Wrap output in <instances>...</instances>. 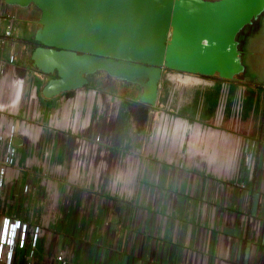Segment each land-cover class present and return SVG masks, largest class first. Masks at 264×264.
<instances>
[{"label":"crops","instance_id":"crops-1","mask_svg":"<svg viewBox=\"0 0 264 264\" xmlns=\"http://www.w3.org/2000/svg\"><path fill=\"white\" fill-rule=\"evenodd\" d=\"M0 9L8 11L1 3ZM9 49V44L4 47L2 60L11 54L18 58L19 53ZM26 77L12 66L0 76L1 114L18 122L17 135L25 131L22 119L31 118L29 104L22 106L31 99L30 94L25 97L31 88ZM28 82L30 86L33 81ZM205 83L210 86L184 92L182 100L177 93V111L167 112V119L160 113L142 144L121 152L119 145L108 148L110 152L98 145L111 127L109 100L90 87L50 99L41 94L42 117L50 112L53 123L56 111L70 136L64 135L56 150L27 148L17 136V166L9 183L19 189L29 174L21 170H45L48 181L56 176L94 190L97 171L104 170L109 191L103 201L114 208L117 222L110 227L97 223L102 214L96 199L81 194L71 199L74 221L63 231L88 234L90 243L85 245L88 254L79 250L76 264H264V92L260 87L246 100L226 98L220 103L217 88ZM117 152L125 155L124 163L111 162ZM134 154L139 163L130 161ZM99 155L109 156V161L99 165ZM87 223L89 229L84 230ZM53 231L42 229L35 264H60L49 255ZM99 241H104L103 250L96 246ZM63 246L57 249L63 251ZM99 250L104 257H97Z\"/></svg>","mask_w":264,"mask_h":264},{"label":"water","instance_id":"water-1","mask_svg":"<svg viewBox=\"0 0 264 264\" xmlns=\"http://www.w3.org/2000/svg\"><path fill=\"white\" fill-rule=\"evenodd\" d=\"M38 14L30 59L41 94L82 89L95 74L140 89L153 106L161 67L240 83L251 78L245 46L260 30L264 0H1ZM146 121L148 110H139Z\"/></svg>","mask_w":264,"mask_h":264},{"label":"rangeland","instance_id":"rangeland-1","mask_svg":"<svg viewBox=\"0 0 264 264\" xmlns=\"http://www.w3.org/2000/svg\"><path fill=\"white\" fill-rule=\"evenodd\" d=\"M0 3L2 4L1 0ZM8 12L14 14V16L16 17L17 21H16L15 34L17 40L19 41L17 47L15 48V50L19 53L17 54L18 58L16 59L12 67L24 70V73L27 74L26 86L28 88L31 87L29 89L30 92L29 93L26 92L25 95L26 97L27 94H30L31 99L29 101L25 99L22 105L23 108H25L26 106L28 107L29 104V107H31V114H30L31 118L28 117L30 119H28L27 121L22 119V125H23L22 127L23 130L25 131H22L17 136L18 138H21L25 141V145L27 146V148H34L41 150V148L46 149L48 147L49 150H56L57 148L60 147V142L62 137L64 135L70 136L71 132L63 128L62 126L63 121L61 122L59 121V119L57 118L56 111L52 113L53 123L50 122V112H48V115H45L44 117H42L41 115V109L43 108L41 101V90L44 87L45 82L38 79L37 75L39 74V72L33 66V63L30 59V51L34 49L32 48V44L35 39L37 28H39V24L37 23L39 16L37 13L34 12H31L30 14H26L22 11H11L9 9ZM245 50H246L245 62L248 66V70L249 73L251 74V78H245L241 82V84L239 83L234 84V83H229L227 81H223L222 85L217 84L216 80L213 81L206 79L212 85H214L215 88H217L216 97H223V99L234 98V100L241 98L246 100L248 97L252 96L251 94L255 93V89L257 90L260 89L261 85L264 82V19L262 21L259 32L250 40H248L245 46ZM8 51L12 52L13 49L10 47ZM177 77L178 76H175V78ZM30 79L33 82L29 86L28 81ZM189 79H190L189 81H192L196 78L189 77ZM172 84L176 88L178 87L181 89L182 87L185 86V84H179V83L178 86H176L175 85L176 83L174 84V82L170 79V75L167 74L162 75L160 79L161 90L158 96V99L161 102L158 103L159 108L153 110L152 113L150 114L151 118H150L149 131L152 129V123H154V120L157 117H159L160 113L161 114L163 113L162 115L164 117L162 118L167 119L169 118V116H171V114L167 112L170 111L173 115V112L177 111L175 110V106H174V102H178L177 91L175 88L172 87L173 86ZM103 86L104 85L100 83V81H96L95 79H89L88 84L83 88L90 87L91 91L93 90L95 91L96 94L103 96V99L105 101L109 100L111 110L115 99H117L118 102L124 101V95L128 93H129L128 95H130V92H127L125 89H119L116 86H112L110 88L106 87L107 89L104 90L105 88H103ZM182 96H184V93L180 94L179 96L181 100H182ZM110 97H114V99L110 100ZM23 108H21L20 112H23L24 110ZM33 112L34 115L32 116ZM7 118H13V117L12 115L9 116L7 115ZM16 119L18 120V117ZM12 121L16 127L17 126L16 123L18 122H16L15 120ZM2 124L3 123L0 121V132L2 131V127H3ZM108 131H109L108 129H105V134H103V137H101L103 143L101 142L98 145L101 144V146H103V150L107 149L105 151L110 152L108 151V148L117 147L118 144L115 142L113 143L112 140H109ZM97 132L99 133V130ZM109 141L112 143H110ZM118 151L119 152L123 151L122 145H119ZM137 156H138L137 154L132 155V159L129 158L130 161L134 163H139V160H137ZM107 158H105V156L99 155L97 158V163L99 165H103L104 161L106 163L109 161ZM125 159L126 157L123 153L120 154L117 152V155L115 154L112 157L111 162L122 164L126 161ZM19 168L23 169V167H19ZM41 171L39 170L37 172L35 170V171L26 172L21 170L22 173H26V174L29 173L27 174L28 175L27 184H29L30 191L26 195L23 193V189L26 185L25 184L22 185L21 188H19L21 192L20 196H15L18 195L19 189L17 186L10 185L9 183L7 186L8 200L12 205L14 213H16L18 216H24L28 221L36 222L37 224H40L43 231L46 229L48 230V232H50L51 229L54 230L53 232H51L52 234L50 235V242H49L50 244L49 255L53 263L56 260V258L62 253L65 262H67L68 264H76L75 261H77L78 258H80L79 250H83L86 254H88L89 246H85V245H89L90 243L88 241V237H89L88 234L83 235L82 233H80V235L74 236V234H70V232L66 234V231L65 232L63 231L68 226H71L72 222L74 221L73 218L70 217L71 214L74 212L73 211L74 203L71 201V199L77 197L78 194H81L83 196L86 195L90 196L93 199L97 200V206L100 210L99 214H102V215H98L96 220L97 223L101 222L102 226L110 227V224H112V222H117L116 216L112 212L114 208L110 207L109 203L106 204L103 201V198L107 195L109 191V188L105 187L106 186L105 172L104 170L100 171L98 169L97 186H95L94 190H90L87 186L67 184L65 181L62 182V180H58L56 176L49 177V181H48L47 179H45L46 171L43 170L42 173ZM113 173L114 175H118L119 171H114ZM15 191L16 194H14ZM110 215L113 216L112 219L109 218ZM87 221L89 222L88 218L86 219V222ZM83 225H84V230L89 229V223ZM48 228H50V230ZM100 242H104V241H99L97 245L96 244L95 245L98 246V248H100L101 250H103L104 246ZM58 244H62L64 245L63 247H67V248L64 249L63 251L61 249L59 250L57 249ZM101 250L97 251L98 252L97 257H99V255L101 257L102 254L104 257V251Z\"/></svg>","mask_w":264,"mask_h":264},{"label":"built area","instance_id":"built-area-1","mask_svg":"<svg viewBox=\"0 0 264 264\" xmlns=\"http://www.w3.org/2000/svg\"><path fill=\"white\" fill-rule=\"evenodd\" d=\"M16 21L14 14L0 9L1 77L5 75L7 67L12 66L16 61L14 54L8 56L6 60L1 59L4 55V47L6 45L9 44V47L14 51L19 42L15 34ZM12 68L14 70L24 71L14 67ZM222 84L223 82H220V85ZM261 89L264 92V82L261 85ZM222 100L223 97H220V103ZM5 118L1 114L0 109V121L3 123L2 131L0 132V264H35L38 246L41 242L42 228L36 222H30L24 216H18L14 213L12 205L8 200L7 186L10 182L11 171L17 166L18 152L15 145L17 129L11 118ZM94 140L99 142L100 139L95 137ZM29 191V184H26L23 193L26 195ZM6 220L12 224L19 222L21 225L12 238L3 236V225ZM8 239H11L12 242H7ZM55 262L65 264L62 253L56 258Z\"/></svg>","mask_w":264,"mask_h":264},{"label":"flooded vegetation","instance_id":"flooded-vegetation-1","mask_svg":"<svg viewBox=\"0 0 264 264\" xmlns=\"http://www.w3.org/2000/svg\"><path fill=\"white\" fill-rule=\"evenodd\" d=\"M40 28V26H39ZM37 28V30L39 29ZM37 43L33 42L32 48H36ZM172 75L177 74L178 77H193L192 75L188 76L184 73L175 72L173 70H170L166 67H161V74L160 79L162 75ZM196 75H194L195 77ZM37 77L40 79V74L37 75ZM104 74L99 73L93 75L90 79H95L96 81H100L106 90L107 88H110L112 86H116L119 89H125L127 92H130V95L126 94L124 95V101H119L115 99L113 102V107L111 110V119L110 123L108 124L109 134L108 138L109 140H112V142L117 143L118 145H122L123 147H128V149L135 150L137 145L142 144L143 140H145V136L147 132L150 129V114L152 113L153 109L155 108L157 102H158V96L160 93V80L157 84V90H156V96L154 100L153 106H148L147 104H144L138 100L140 89L133 86V87H127V86H121L118 83L114 81H105L104 80ZM200 76H198L199 78ZM57 78V74L54 72L52 75H46L42 79L46 83V80H51ZM203 78V77H200ZM205 79L209 80H216L217 84L220 85V82H223L224 80L216 78V77H204ZM89 81V80H88ZM107 87V88H106ZM114 97H110V100H113ZM110 102V101H109ZM141 108H145L148 110V117L146 121H142V116L139 110ZM111 109V108H110ZM107 126V125H106ZM114 139V140H113ZM110 142V141H109ZM110 142V143H112Z\"/></svg>","mask_w":264,"mask_h":264},{"label":"bare ground","instance_id":"bare-ground-1","mask_svg":"<svg viewBox=\"0 0 264 264\" xmlns=\"http://www.w3.org/2000/svg\"><path fill=\"white\" fill-rule=\"evenodd\" d=\"M170 79L174 82V84L176 83L175 84L176 86H178V83L179 84H185V86L182 87V89H184V90H182L181 88H178V87L176 88L172 84L173 85V88L176 89V91H177L178 94H182L184 92L190 93L195 88H208L207 86H210V85H208V84L205 83V82H207V80H202V79H200V80L194 79L192 81H189L190 80L189 78H186V77H183V78L182 77H177V78H175L174 75H170Z\"/></svg>","mask_w":264,"mask_h":264},{"label":"snow or ice","instance_id":"snow-or-ice-1","mask_svg":"<svg viewBox=\"0 0 264 264\" xmlns=\"http://www.w3.org/2000/svg\"><path fill=\"white\" fill-rule=\"evenodd\" d=\"M21 227L20 223L19 222H16L15 224H12L11 222L9 221H5L4 222V225H3V236L4 237H9V238H12L15 236V233H16V230L19 229ZM9 243L12 242L11 239H8Z\"/></svg>","mask_w":264,"mask_h":264},{"label":"trees","instance_id":"trees-1","mask_svg":"<svg viewBox=\"0 0 264 264\" xmlns=\"http://www.w3.org/2000/svg\"><path fill=\"white\" fill-rule=\"evenodd\" d=\"M72 94V92H67L66 96H70Z\"/></svg>","mask_w":264,"mask_h":264}]
</instances>
